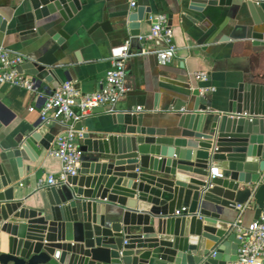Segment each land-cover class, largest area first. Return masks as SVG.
I'll return each instance as SVG.
<instances>
[{
	"label": "water",
	"instance_id": "obj_1",
	"mask_svg": "<svg viewBox=\"0 0 264 264\" xmlns=\"http://www.w3.org/2000/svg\"><path fill=\"white\" fill-rule=\"evenodd\" d=\"M185 1L186 11L197 13L238 9L241 26L221 41L248 38L264 47V0ZM85 2L23 0V5L35 22L49 19L57 29ZM152 5V0H137L138 10L128 22L155 25ZM4 9L0 6L1 33L8 24ZM99 28L109 32L108 24L94 27ZM67 39L59 29L22 66L45 95L66 82L79 89L73 69L60 68L58 53ZM125 51L114 53L120 57ZM165 82L187 92L175 104L174 123L160 130L142 112L115 113L111 132L83 135L78 175L43 190L41 207L18 196L10 173L17 168L21 177L23 163L35 161L32 146L51 148L52 127L40 120L21 142L6 147L1 129L7 124L0 118V233L7 236L0 264H238L242 242L228 213L251 207V222L264 213V85L239 83L217 110L207 87ZM213 169L221 178H211Z\"/></svg>",
	"mask_w": 264,
	"mask_h": 264
},
{
	"label": "crops",
	"instance_id": "obj_2",
	"mask_svg": "<svg viewBox=\"0 0 264 264\" xmlns=\"http://www.w3.org/2000/svg\"><path fill=\"white\" fill-rule=\"evenodd\" d=\"M152 3V18L166 15L168 24L169 17L173 15L170 29L177 57L166 65H161L153 54V51L165 47L164 41L144 40L151 34L153 23L128 22L127 17L138 10V7L130 8L128 0H87L71 20H60L57 29H52L49 19L35 22L29 9L24 7L23 0L0 1L8 18L5 32H0V46L30 59L35 51L57 36L59 29H63L69 39L62 40V52L58 53V57L63 60L64 66L60 68L73 69L78 90L82 93H94L101 89L113 61L118 58L114 52L126 48L122 54L128 55L126 83L131 92L117 104L116 110L135 112L141 107L142 113L160 130H164V125L174 123L177 118L175 104L187 94L186 90L165 82L166 79L188 83L193 88L207 87L208 100L217 110H222L229 90L239 83L264 85V47L253 46L248 38L221 41L233 27L241 26L238 9L207 8L204 13H197L186 11L188 3L185 0H181L180 4L164 0H152ZM97 24H108L109 32L94 29ZM197 74H205L206 79L197 80ZM39 93L0 85V118L7 124L2 127L1 133L7 139L6 147L21 142L26 132L42 120L40 112L45 91L40 90ZM190 105H193V100ZM112 115L104 109L97 114L92 112L75 124V130L83 135L108 134L114 128ZM47 126L52 127L55 138L66 129L57 123ZM32 148L37 154L35 161L23 163L21 177L17 168L10 176L18 196L27 199V204L36 208L42 206L44 199L43 190L36 189L39 180L50 175L57 176L62 165L60 160L49 155L51 148L48 151L39 145ZM228 214L234 226L243 227L251 222L253 209L248 207L244 211ZM0 238L2 254L6 252L7 236L0 233Z\"/></svg>",
	"mask_w": 264,
	"mask_h": 264
},
{
	"label": "built area",
	"instance_id": "obj_3",
	"mask_svg": "<svg viewBox=\"0 0 264 264\" xmlns=\"http://www.w3.org/2000/svg\"><path fill=\"white\" fill-rule=\"evenodd\" d=\"M130 8L137 7V0H128ZM151 34L145 41L161 39L165 47L153 51L161 65L169 64L177 57V48L173 43V33L167 24V16L156 18ZM28 58L0 46V85L16 87L32 94H40L35 81L22 70ZM128 55L122 54L112 63L107 72L101 89L94 93H82L76 89L74 83L66 82L60 85L53 93L44 96L41 109V119L45 124L57 123L65 127L53 141L49 155L60 160L62 168L60 173L50 175L47 179H40L37 190L51 187H61L67 184L70 177L78 175L83 162L81 151L82 132L75 130V124L91 115L96 109L107 110L110 114L118 113L117 104L125 98L131 88L126 83V62ZM197 80L204 81L205 74H197ZM209 91V90H205ZM43 97V96H42ZM32 110V109H31ZM135 112H142L138 107ZM243 116H247L243 114ZM221 178L218 170L211 171V178ZM238 239L242 242L238 250V264H264V213L258 221H252L246 228L237 226ZM242 230H245L242 233Z\"/></svg>",
	"mask_w": 264,
	"mask_h": 264
}]
</instances>
